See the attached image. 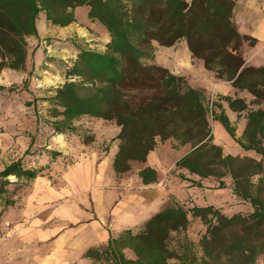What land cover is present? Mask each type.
Segmentation results:
<instances>
[{
  "label": "trees",
  "instance_id": "obj_1",
  "mask_svg": "<svg viewBox=\"0 0 264 264\" xmlns=\"http://www.w3.org/2000/svg\"><path fill=\"white\" fill-rule=\"evenodd\" d=\"M236 3L0 0V71L28 72L27 39L39 37L37 21L42 12L52 25L65 27L76 21L78 7L87 6L89 19L103 25L110 35L105 51L79 48L77 58L64 70L66 81L47 97L55 133L77 131L76 122L85 117L116 123L120 127L114 159L118 173L130 170L132 162H145L159 141L190 144L191 151L177 161V168L201 178L216 177L219 188L226 187L224 177L230 175L234 194L253 207L248 214H227L214 205L188 208L170 196L140 229L110 233L106 244L90 248L84 258L107 264H257L264 259V178L252 181L264 174V65H250L244 58L242 45L253 46L257 41L239 32L233 18ZM181 42L187 43L193 57L202 60L218 80L249 92L254 97L251 104L258 107L251 108L242 97L213 100L205 88L156 61L155 43L172 47ZM5 89L0 85V93ZM221 100L233 110L247 112L243 139L236 138ZM211 118L219 120L242 148L254 150L261 159L225 154L214 143ZM50 154L56 158L61 153ZM44 174L43 169L25 166L21 159L0 170L4 212L16 204L9 198L14 183L10 176L26 189ZM139 174L144 184L158 181L157 171L151 167ZM180 177L186 179L183 174ZM192 220H200L206 228L199 240L201 254L187 235Z\"/></svg>",
  "mask_w": 264,
  "mask_h": 264
},
{
  "label": "crops",
  "instance_id": "obj_2",
  "mask_svg": "<svg viewBox=\"0 0 264 264\" xmlns=\"http://www.w3.org/2000/svg\"><path fill=\"white\" fill-rule=\"evenodd\" d=\"M83 7L86 8L88 17L89 7ZM79 8L76 9V21L65 26L66 28L79 22ZM233 18L242 35H248L257 41L253 46L247 43L242 45L246 62L254 66L264 65V0H237ZM41 20V23L47 20L44 12L37 21L39 37L30 36L27 39L28 72L31 73L33 62L35 66L40 65L42 68L51 66L52 63L42 46L32 48V40L41 42L43 37ZM106 32L110 39L107 30ZM155 46L156 61L159 64L175 74L186 75L196 86L205 88L211 97H216L217 100L219 96L242 97L251 108L258 107L251 104L254 97L249 92L236 89L229 81L218 80L214 72L205 68L202 60L193 57L186 42L172 47H164L158 43ZM165 54L174 58L166 57ZM33 57L36 58L35 61ZM221 102L235 127L236 138L243 139L247 112L233 110L225 100ZM213 121L214 143L221 146L225 154L261 159V155L254 150L242 148L219 120ZM62 135L53 136L52 145L60 147L51 149L63 154L56 158L50 154L53 163L48 169L49 174L36 178L34 193L24 198L29 206L22 209V214L31 216L33 205L37 207L36 217L32 218L21 235L0 242V264H85L92 261L84 258L87 250L106 244L110 233L118 235L127 229H140L161 210L170 196L178 200L190 199L193 206H217L214 198L205 201L203 186H214L212 191L219 195L228 190V175L224 177L226 187L219 188L220 180L216 177L201 178L187 169L177 168V161L191 151L190 144L179 145L174 139L159 141L145 162H132L130 170L118 173L114 169V159L119 148L108 156H102L98 152L75 153V158L70 157L75 161L73 164H61L60 159L64 154L74 152L67 142L65 145L68 147L63 149L66 136ZM135 163H139L136 169ZM146 167L157 171L156 183L144 184L139 172ZM170 169L176 170V173L181 172L189 182H180L181 179L178 180L179 177L172 174ZM192 181L201 183V186ZM230 191L233 192V187Z\"/></svg>",
  "mask_w": 264,
  "mask_h": 264
},
{
  "label": "rangeland",
  "instance_id": "obj_3",
  "mask_svg": "<svg viewBox=\"0 0 264 264\" xmlns=\"http://www.w3.org/2000/svg\"><path fill=\"white\" fill-rule=\"evenodd\" d=\"M77 13L79 22L67 28H55L47 20H44L43 23H41L42 20L40 21L43 37L41 42L33 39L32 48L36 47L37 49L42 46L47 57L53 59L51 66L47 65L42 68L40 65L35 66L33 62L31 75L24 71L15 72L7 68L0 71V85L6 87L0 93V170L13 161L21 159L27 167L43 169L45 174L41 177L49 174L48 169L53 163L50 155V152L53 151L51 147L56 149L60 147L59 145H52V138L63 135L55 133L52 128L51 123L55 118L52 115V106L46 99L54 94L55 88L66 81L64 70L77 58L79 48L105 51L110 41L103 26L99 22L89 20L85 7H80ZM165 56L174 58L168 54ZM35 59L33 57V61ZM11 87L14 88L9 89ZM212 99L217 98L212 97ZM211 121L213 124L212 118ZM75 125L77 131L64 134L66 138L63 140V149L68 147L65 145L67 142L74 152L73 154H64L63 158L59 157L62 160L61 164L66 166L73 164L75 161L70 157H74L75 153L98 152L102 156H108L114 149L119 148V140L116 137L120 132V127L116 123L85 117L77 121ZM88 139L91 140L86 141ZM59 153L63 154V152ZM134 167L135 169L138 168L139 163H135ZM175 171L170 169L172 174L179 177L178 180L181 179L180 182L188 180V178L182 179L180 177L181 172L176 173ZM260 177L264 178V174L254 176L252 181L257 183ZM9 179L14 182L9 187V198L14 200L16 204L4 212L0 202V242L9 241L21 235L37 213V207L32 205L33 214L31 216L22 214V209L29 206L24 198L34 193L35 180L30 182L25 189L22 184L17 183L15 176H10ZM228 181V190L222 195L213 192L215 187L212 185L203 186L205 201H208V198L216 199L214 201L217 206L213 205L227 214L250 213L253 209L251 203L238 198L230 191V188L233 187V179L230 175H228ZM179 201L188 208L193 206V201L190 199ZM205 229L200 220H192L187 230V235L196 244V250L199 254L202 252L199 247V240ZM126 253L129 257L133 256L131 251ZM85 264L107 263L90 261ZM257 264H264V259H260Z\"/></svg>",
  "mask_w": 264,
  "mask_h": 264
},
{
  "label": "built area",
  "instance_id": "obj_4",
  "mask_svg": "<svg viewBox=\"0 0 264 264\" xmlns=\"http://www.w3.org/2000/svg\"><path fill=\"white\" fill-rule=\"evenodd\" d=\"M210 108H211V115H212V104H210Z\"/></svg>",
  "mask_w": 264,
  "mask_h": 264
}]
</instances>
